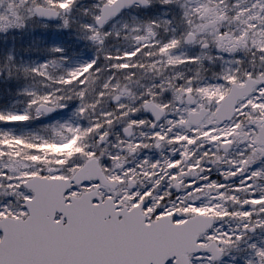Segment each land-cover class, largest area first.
Returning <instances> with one entry per match:
<instances>
[{
  "label": "snow or ice",
  "instance_id": "obj_1",
  "mask_svg": "<svg viewBox=\"0 0 264 264\" xmlns=\"http://www.w3.org/2000/svg\"><path fill=\"white\" fill-rule=\"evenodd\" d=\"M0 264H264V0H0Z\"/></svg>",
  "mask_w": 264,
  "mask_h": 264
}]
</instances>
